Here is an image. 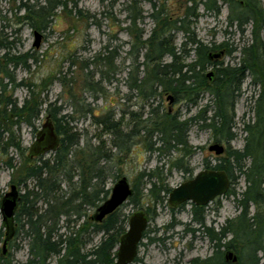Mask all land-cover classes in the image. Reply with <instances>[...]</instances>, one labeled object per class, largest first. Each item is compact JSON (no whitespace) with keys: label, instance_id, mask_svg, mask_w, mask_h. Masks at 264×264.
Listing matches in <instances>:
<instances>
[{"label":"trees","instance_id":"1","mask_svg":"<svg viewBox=\"0 0 264 264\" xmlns=\"http://www.w3.org/2000/svg\"><path fill=\"white\" fill-rule=\"evenodd\" d=\"M138 1L130 0L127 7V30L133 37L132 47L136 49L137 62L135 74L127 87L142 100L140 111H131L128 121L124 122V117H117L113 109L106 113L96 112L90 103H83L84 97L80 99L70 91L69 98L74 104L71 113L61 114L63 106H57V101L49 103L46 109L60 136L59 147L49 157L40 155L31 158L28 154L19 166L13 163L12 157L8 161L15 170L11 182L16 183L18 189L21 186L24 189V192L19 190L15 236L22 233L27 240L29 257L26 264H51L54 258L55 264H115L120 237L127 230V215L119 207L98 222L87 213L88 208H98L110 196V190L106 188L110 174L108 163L115 164L118 153L129 151L135 139H139L151 153H157L163 159L169 158L171 168L191 173L190 157L196 150L190 142L189 132L194 125L212 131L217 142L228 144L226 157L216 164L206 161L205 167L227 172L231 179L227 193L233 196L239 213L226 219L216 230L207 224L206 206L191 203L192 220L198 227H188V230L204 234L213 244L214 252L207 258H194L189 264H264V91L250 105V119L246 121L243 118L242 130L246 134L243 146L233 148L230 145L238 135L236 104L243 94V83L251 78L253 85H264V40L261 37L264 32V5L261 0H188L179 6L180 11L171 12L166 4L145 0L150 4L148 16L154 22L146 37L147 32L140 27L144 14ZM58 2L65 3L64 0ZM223 4L229 10L228 27L235 26L236 31L243 34L246 24L253 25L251 43L242 46L240 57L233 56L238 49L229 43L230 39L221 43H205L195 30L197 20L203 15L199 11L201 6L204 12L219 16ZM34 7L23 2L18 9L26 13L17 18L18 22L28 20L34 28H45L49 17L54 15L51 0ZM80 14L84 15L81 11ZM7 27L3 23L0 28V53L3 52L0 74L14 82L9 66L28 68L29 60L38 63L40 59L36 53L13 54V41L5 31ZM229 33L225 31V34ZM224 45L228 56H233L238 62L222 65L210 79L205 74L209 65L208 53ZM167 57L169 60L165 61ZM116 58V51L106 46L93 62L101 66L97 72L99 79L95 78L92 70L85 74V88L95 99L101 91L100 94H104L103 84L111 83L115 78ZM188 59L191 61L188 62ZM8 85L0 81V149L7 152L9 147H13L16 151H24L15 128H20L22 123L34 127L46 99L32 90L30 98L19 105L17 99L2 95ZM163 92H171L174 100L183 99L192 105H198L205 94H209L213 106L208 103L195 115L181 119L179 114L162 109L160 102L154 105L155 99ZM104 109L107 110L108 106ZM75 113L91 115L94 123L101 128L95 136L97 144L74 127H69L75 120ZM106 134L110 137L111 148L105 146ZM2 139L6 140L2 142ZM173 153H176L175 157ZM163 166L140 171L132 185L134 193L128 198L131 204L144 210L150 220L157 216L158 208L165 205L172 191L165 181ZM240 177H243L245 186L237 192L232 185ZM139 182L147 188L146 200L141 203L138 199L144 195ZM167 205H170L169 202ZM152 231L147 228L143 239L148 238L150 243L163 240L152 237ZM93 234L102 236L97 244L88 247L93 241ZM2 236L3 231L0 232V239ZM12 243L13 240L10 242L13 247ZM227 250H233L238 256L236 263L226 260ZM7 254L0 248V264H12L11 255Z\"/></svg>","mask_w":264,"mask_h":264},{"label":"rangeland","instance_id":"2","mask_svg":"<svg viewBox=\"0 0 264 264\" xmlns=\"http://www.w3.org/2000/svg\"><path fill=\"white\" fill-rule=\"evenodd\" d=\"M47 1L0 0V28L3 23L8 25L5 31L9 33V39L13 41L12 53L16 55L36 53L40 59L38 63L29 60L28 64L30 67L28 68H23L21 65L16 68L9 66L8 69L12 71L15 77L14 82H11L8 78H4L3 74H0V81L9 83L7 91L3 92L2 95L17 99L19 105L25 99L30 98L32 90L38 91L41 97L46 99L40 118L35 122L34 127L22 123L20 128H15L25 150L16 151L13 147H9L7 152H3L0 149V200L7 192L11 191V185L16 184L11 182L15 170L9 166V159L12 157L13 163L16 166L23 163V159L25 156H28L30 147L35 141L37 132L41 129L49 115L46 110L49 103L57 101V106H63L61 114L71 113L74 104L69 95L70 91H72L77 94L78 98L84 97L83 103H90L91 107L96 108V112L102 111L106 113L109 109H113L117 112V117H124V122L128 121L131 111H140L139 107L142 104V100L136 96V92H130L127 87V83H129L135 74L137 64L135 59L136 49L132 47L133 37L130 35L129 30H127L129 26L127 7L130 0H64V4H60L58 0H51L54 15L49 17L45 28H34L28 20L18 22L17 18L26 13L25 10L18 9L23 2L29 3L30 6L35 5L34 8H38L41 5L47 4ZM187 1L157 0L156 2L158 4H166L167 9L172 12L180 11L178 10L179 6L184 5ZM261 1L264 5V0ZM138 2V6L142 7L144 14V21L140 23V27L145 29L147 37L154 27V22L148 16L150 4L145 0H139ZM220 3L222 4L221 1ZM80 11L86 16H82ZM199 11L203 15L197 20L195 30L198 37L205 43H210L211 41L220 43L227 41V39H230L228 40L230 44L238 46L251 43L253 33L252 23L247 26L243 34L236 31L234 26L228 27L227 16L229 10L226 5L223 4L222 12L219 16H214L210 12H204L202 6ZM36 30L42 33V41L39 48L34 46V32ZM226 30L235 31L234 37L232 38V35L225 34ZM261 37L264 40V32L261 33ZM108 45L109 49L116 51L117 54V58L114 61L116 68V72L114 73L115 78L112 79L111 83L107 82L103 84L106 92L104 91V94H100L101 91L98 93L99 97L95 99L91 92L86 90L84 77L87 72L92 70L96 74L95 78L99 79V73L97 72L101 66H96L93 62L99 51ZM2 54L3 52L0 53V57ZM233 56L240 57V52H235ZM233 56H227L222 59L226 63L231 62L234 60ZM140 60L142 61V58ZM168 60V57L165 58V61ZM187 61L190 62L191 59ZM211 70L213 69H206L205 74L211 72ZM23 82V85L15 86ZM263 88L264 85L261 84L253 85L251 78H247L243 83V94L236 104V119L238 122L236 132L238 135L230 142L233 148H241L243 146L246 135L242 130L243 118L246 121L250 119L252 116L250 105L263 92ZM171 96L174 97L173 93L163 92L162 95H159L155 99L154 105L160 102L162 109L179 114L181 119L195 115L208 103L213 106V102L210 100L212 97L209 94H205L198 105H192L183 99L171 100ZM104 106H108V109L105 110ZM123 112L124 114H122ZM74 118L75 120L71 121L69 127H74V130L78 133L87 135L90 139L92 138V143L97 144L95 136L100 133L101 128L94 123L93 117L91 115L83 116L81 113H75ZM189 136L190 142L196 150L190 157L189 167L192 169L191 173L171 168L169 158L163 159L157 153H151L144 143H140L139 139H135L129 151L118 153L117 150L119 155L115 159V164L108 163L110 165V174L106 181V188L110 190L108 196L118 179L124 176L127 177L133 188L134 179L140 171H150L157 165L162 166L164 164L165 181L173 189L182 182L193 178L199 171L205 169L206 161L216 164L221 161V158L226 157V153L217 156L209 150L210 145L217 142L212 131L194 125L189 132ZM105 137L107 139L105 146L111 148L110 137L107 134ZM223 144L226 147L228 145L225 142ZM51 153L49 152L44 155L45 157H49ZM173 155L175 157L176 153H173ZM16 175L18 174L16 173ZM232 186L237 192L242 191L245 186L243 177H240L237 183ZM139 187L142 188L141 194L144 196L138 200L140 203L145 202L147 188H144L143 182L140 183ZM18 190L24 192L23 186L19 187ZM166 199L168 200V196ZM167 203L168 201H166L164 206L158 208L157 216L153 220H150L148 225L149 229H153L150 235L157 237V239L163 238V240L150 243L148 238H144L139 246L138 259L140 261L132 264H189L194 258L199 257L203 259L213 254L214 246L204 234L199 231L193 233L188 230V227H198L192 220L191 203H183L175 207V210H172ZM96 208L91 207L87 209L90 217H92ZM138 210L142 209L131 204L129 200L121 206L122 213L126 214L128 219ZM238 213L239 209L234 202V198L228 193L206 205L207 224L209 226L212 225L216 230L226 219L233 218ZM126 228L128 229V222ZM156 229L157 232H155ZM1 231H3V236L0 239V248H3V238H5L6 228L2 222L0 211ZM92 236L93 241L90 242L88 247L97 244L102 234H93ZM12 244L13 247L9 245V249L6 252V254L8 253L7 255H11L12 264H26L29 254L27 240L24 238V235L22 233L16 235ZM55 263L56 258L51 261V264Z\"/></svg>","mask_w":264,"mask_h":264},{"label":"water","instance_id":"3","mask_svg":"<svg viewBox=\"0 0 264 264\" xmlns=\"http://www.w3.org/2000/svg\"><path fill=\"white\" fill-rule=\"evenodd\" d=\"M34 46L39 48L42 41V33L35 31ZM217 53L215 56H219ZM213 73H208L210 79ZM264 91V88H263ZM171 100L174 98L171 96ZM60 145V136L56 131L53 120L48 115L45 123L36 134L35 141L30 147L29 156H40L55 151ZM225 145L215 142L210 145L209 150L216 155L225 153ZM231 187V179L226 171L217 169H203L193 178L182 182L172 189L168 196L171 206L190 202L196 205L206 206L217 197L224 196ZM134 189L127 177H122L116 181L111 189L110 196L105 200L92 215V220L102 221L107 215L117 210L128 198L132 196ZM19 190L17 185H11V191L7 192L1 199L2 222L6 228L3 242V251L7 252L8 243L15 235V214L19 204ZM150 219L144 210L134 212L128 221V229L120 237L117 247V258L115 264H132L138 254V247L147 230ZM225 258L228 262L236 263L238 256L233 250H227Z\"/></svg>","mask_w":264,"mask_h":264},{"label":"flooded vegetation","instance_id":"4","mask_svg":"<svg viewBox=\"0 0 264 264\" xmlns=\"http://www.w3.org/2000/svg\"><path fill=\"white\" fill-rule=\"evenodd\" d=\"M251 23H249V24H246L245 25V28H247V26L248 25H250ZM233 27V26H232ZM235 27V26H234ZM239 32V31H238ZM241 32V31H240ZM239 32V33H240ZM229 35L231 36L232 35V38L234 37V35H235V31H230V33H229ZM221 43V42H220ZM232 44V43H231ZM238 44H240V43H238ZM234 47H237V51L236 52H240L241 51V48H242V46H238V45H236V44H232ZM217 53H219L220 55L219 56H215V54H217ZM228 56V49L226 48V45H224V46H222L221 48H216V49H214V50H212V51H210L209 53H208V58H209V65L207 64V69H213V70H211V72L214 74L213 75V77L212 78H214V76L216 75V73L218 72V68H221V66L222 65H224V66H227V65H234V64H236L237 62H238V59H234L233 61H231V62H225L223 59L225 58V57H227ZM240 56H242L241 55V52H240ZM223 58V59H222ZM241 61V60H240ZM239 61V62H240ZM211 63V64H210ZM208 73H210V72H208ZM208 73H206L207 74V76H208ZM227 74V73H226ZM228 75V74H227ZM226 147V146H225ZM218 156V155H217ZM34 157H37V156H34ZM31 158H33V157H31ZM206 169V168H205ZM209 169H212V168H209ZM218 198V197H217ZM214 201V200H213ZM181 205V204H180ZM180 205H178V206H180ZM178 206H175V207H178ZM172 207H174V206H172ZM174 207V208H175ZM16 215V214H15ZM16 224V223H15ZM14 238H12L11 240H10V242L13 240ZM143 240V239H142ZM10 242L8 243V249H9V245H10ZM141 243V242H140ZM141 244H139V246H140ZM8 251V250H7ZM138 253H139V247H138ZM116 258H117V249H116ZM135 259H138V254H137V256L135 257ZM134 259V260H135ZM134 262V261H133Z\"/></svg>","mask_w":264,"mask_h":264}]
</instances>
